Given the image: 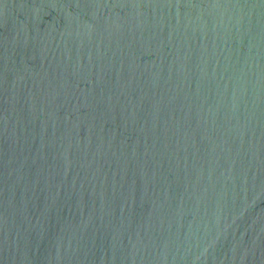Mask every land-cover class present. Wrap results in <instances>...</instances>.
<instances>
[{
  "label": "water",
  "instance_id": "obj_1",
  "mask_svg": "<svg viewBox=\"0 0 264 264\" xmlns=\"http://www.w3.org/2000/svg\"><path fill=\"white\" fill-rule=\"evenodd\" d=\"M0 264H264V0H0Z\"/></svg>",
  "mask_w": 264,
  "mask_h": 264
}]
</instances>
